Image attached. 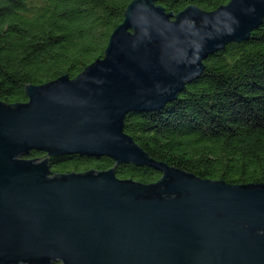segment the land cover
I'll list each match as a JSON object with an SVG mask.
<instances>
[{"label":"water","instance_id":"water-1","mask_svg":"<svg viewBox=\"0 0 264 264\" xmlns=\"http://www.w3.org/2000/svg\"><path fill=\"white\" fill-rule=\"evenodd\" d=\"M134 0L104 58L76 78L25 85L0 101V264H264V183L205 180L158 162L125 132L130 113L173 102L231 43L264 23V0L177 15ZM195 1V0H189ZM112 159L107 171L54 174L48 159ZM134 164L156 183L117 177Z\"/></svg>","mask_w":264,"mask_h":264},{"label":"trees","instance_id":"trees-1","mask_svg":"<svg viewBox=\"0 0 264 264\" xmlns=\"http://www.w3.org/2000/svg\"><path fill=\"white\" fill-rule=\"evenodd\" d=\"M134 0H0V101L27 103L25 85L68 72L76 78L104 58L110 37ZM231 0H162L177 15L188 6L212 12ZM202 75L176 100L153 112L130 113L125 132L152 159L205 180L264 183V23L247 41L231 43L205 62ZM54 174L107 171V157H49ZM162 173L121 164L117 177L156 183ZM54 264H61L55 262Z\"/></svg>","mask_w":264,"mask_h":264},{"label":"rangeland","instance_id":"rangeland-1","mask_svg":"<svg viewBox=\"0 0 264 264\" xmlns=\"http://www.w3.org/2000/svg\"><path fill=\"white\" fill-rule=\"evenodd\" d=\"M37 159L39 160V162H40V161H43V159H40V158H37Z\"/></svg>","mask_w":264,"mask_h":264}]
</instances>
